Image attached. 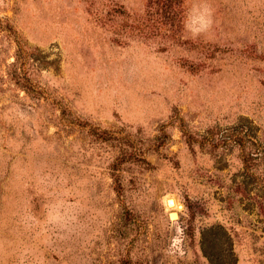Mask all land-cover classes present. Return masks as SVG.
Segmentation results:
<instances>
[{
  "label": "rangeland",
  "instance_id": "rangeland-1",
  "mask_svg": "<svg viewBox=\"0 0 264 264\" xmlns=\"http://www.w3.org/2000/svg\"><path fill=\"white\" fill-rule=\"evenodd\" d=\"M240 125L264 146V0H0V264H264Z\"/></svg>",
  "mask_w": 264,
  "mask_h": 264
},
{
  "label": "trees",
  "instance_id": "trees-1",
  "mask_svg": "<svg viewBox=\"0 0 264 264\" xmlns=\"http://www.w3.org/2000/svg\"><path fill=\"white\" fill-rule=\"evenodd\" d=\"M237 128H239L241 130L238 131L236 129H232L233 131L232 130L231 131L235 132V133H232L231 131H224L223 133L225 135H228V136L231 135L229 137V139H228V142L229 141L230 142L233 141L235 144H238L239 146H241L242 149L244 148L246 141H249L250 143H252V145H254L256 147V153L255 154L251 153V152H247L245 154L244 153L241 154L242 164L244 165V168H246V171H248V173L250 174L249 176L246 175V177H248V178L252 177V178L256 179V177H254V174L252 172H250L249 170L251 169V166L254 167V166L260 164L261 162L264 163V146L261 145L258 141H256V139H252V137H251V139H249L250 135L248 134L247 129L244 130L245 128L243 126L240 125ZM204 138H206V136H203V139ZM218 141H222L221 137L218 138ZM224 141L225 140H223V142ZM262 181L264 182V179H262ZM242 190L245 192V194H248L247 190L245 188H243ZM261 192L264 195V183H262ZM212 229L213 228L206 229V231H204V233L202 235V239L207 240V236L208 237L210 236L209 238H212V236L209 235V234L211 232H213V231H216V230H214V229L212 230ZM204 253L210 259V262L212 264H234L235 263L234 259H232V253H230V251L227 252V257L229 258V259H227V261H223L220 258H219V260H214L213 259V254L207 252V249L205 247H204ZM218 254H220V257H221L222 256V250L218 251Z\"/></svg>",
  "mask_w": 264,
  "mask_h": 264
},
{
  "label": "bare ground",
  "instance_id": "bare-ground-1",
  "mask_svg": "<svg viewBox=\"0 0 264 264\" xmlns=\"http://www.w3.org/2000/svg\"><path fill=\"white\" fill-rule=\"evenodd\" d=\"M165 205L169 211L168 213L176 212L175 210L180 209V204L177 203V201L173 198V196L165 198ZM173 217L174 216H171V219H174Z\"/></svg>",
  "mask_w": 264,
  "mask_h": 264
},
{
  "label": "water",
  "instance_id": "water-1",
  "mask_svg": "<svg viewBox=\"0 0 264 264\" xmlns=\"http://www.w3.org/2000/svg\"><path fill=\"white\" fill-rule=\"evenodd\" d=\"M171 216H174L173 218L176 219V218H178V213L177 212H171V213H169V219L171 221H173L174 219H171Z\"/></svg>",
  "mask_w": 264,
  "mask_h": 264
}]
</instances>
